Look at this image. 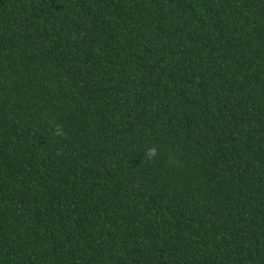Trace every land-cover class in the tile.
Masks as SVG:
<instances>
[{
	"label": "trees",
	"instance_id": "trees-1",
	"mask_svg": "<svg viewBox=\"0 0 264 264\" xmlns=\"http://www.w3.org/2000/svg\"><path fill=\"white\" fill-rule=\"evenodd\" d=\"M0 264H264V0H0Z\"/></svg>",
	"mask_w": 264,
	"mask_h": 264
}]
</instances>
